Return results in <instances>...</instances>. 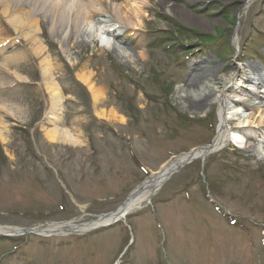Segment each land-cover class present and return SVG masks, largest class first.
Returning <instances> with one entry per match:
<instances>
[{"label": "rangeland", "instance_id": "1", "mask_svg": "<svg viewBox=\"0 0 264 264\" xmlns=\"http://www.w3.org/2000/svg\"><path fill=\"white\" fill-rule=\"evenodd\" d=\"M94 1L102 11L93 21L117 27L111 49L80 31H69L62 46L49 36L48 19L35 15L61 96L58 124L77 145L45 138L52 103L39 59L0 8V226L21 229L0 235V264H264V148L238 134L109 227L40 233L114 210L172 157L211 143L229 64L250 77L240 81L245 90H255L254 74L264 80V0L241 13L242 0H144L142 16L127 26L114 11L126 0ZM82 71L100 88L98 100L78 78ZM203 90L204 106L189 108L188 95ZM239 99L258 101L246 91ZM248 112L222 111L227 133Z\"/></svg>", "mask_w": 264, "mask_h": 264}, {"label": "bare ground", "instance_id": "2", "mask_svg": "<svg viewBox=\"0 0 264 264\" xmlns=\"http://www.w3.org/2000/svg\"><path fill=\"white\" fill-rule=\"evenodd\" d=\"M253 1L254 0H242L241 5L237 9L238 13H241L243 9L248 7ZM96 4L97 3H95L94 0H0L1 14L5 16L6 21L12 29L16 33L19 32L20 36L27 41L30 53L39 59V66L48 88L50 102L52 103L50 111V118H52L50 122L52 123V126L44 129V136L52 143L77 145L80 143V139L67 127L58 124V110L60 108L61 96L59 89L53 82V77L50 72V60L46 53L45 45L38 38L40 23L39 20L35 19V15L38 12L48 19V22H50L48 25L49 36L62 46L65 37L69 35V31H74L75 33L76 31H80L87 39H97L100 41L103 48L111 49L114 45V43L112 44L113 41L111 38L117 31V27L102 24V19H97L95 22L93 21V18L102 11ZM143 4L144 0H126L124 3L116 4L114 11L118 19L123 21V25L127 26V24L132 22L131 19L133 17L137 18L142 16ZM25 6H27V8H25ZM24 20H27L25 24L23 23L25 22ZM239 27V24L235 27L234 37H237ZM22 28L24 30H21ZM117 47H119V45ZM128 58H130L129 55ZM4 61L5 65H10L14 60L7 57L4 58ZM5 68L10 71L8 67ZM228 69L233 71L232 76L228 79L219 81L221 83L219 91L220 97L217 100L219 103V121L212 142L174 156L163 164L164 167L162 169L152 172L151 175L143 181L135 194L132 195L133 197L128 201L127 205L129 211H136L145 206L148 203V197L153 196V191L163 183V180L166 179L172 171H180L187 163H190L188 159H205L210 153L218 151L227 145L228 134L224 126L227 119L225 115L222 114V111L225 109L231 110L236 107H242L243 110L249 111L245 118L232 123L231 127L236 128L237 132L244 133L248 136L252 143L258 144L260 147L264 148V106L262 105V101H264V93L260 91V89L264 87V80L261 78L259 79L260 76L257 78L256 74H254L255 79H257L255 90H245L240 84V81L246 83L250 80V77L246 75L245 78H242L239 70L237 71V69L230 64ZM250 70L254 72L255 70L260 71L258 67L252 64H250ZM12 75L18 78L20 77V75L14 70H12ZM78 78L87 85L95 99L98 100L101 95V90L90 80V75L83 73L82 71L78 75ZM203 78V75L192 77L189 79L188 83L190 86H194L196 82H201ZM245 91L252 97L257 98L258 101L245 102L244 100L239 99V96ZM188 97L189 101L187 106L191 109L202 108L208 100V94L205 93L204 90L198 93H191ZM226 98L229 100L226 101ZM238 110L239 109L236 111ZM10 112L14 113L12 111ZM98 112L101 115H106L103 109ZM249 124L258 127V129L247 132L243 127ZM2 133V127L0 126V135H2ZM234 134L232 135L235 139L237 136ZM232 150L235 151V149ZM242 154L244 156H250V154L247 153V150ZM183 164L185 165L182 166ZM250 167L258 168L259 165H251ZM120 218L123 219L124 217L121 216ZM110 220H112V214L107 213L82 224H77L71 221L51 223L40 233L45 235L73 232L84 233ZM20 232L21 231L17 227L0 226V233L17 234Z\"/></svg>", "mask_w": 264, "mask_h": 264}, {"label": "water", "instance_id": "3", "mask_svg": "<svg viewBox=\"0 0 264 264\" xmlns=\"http://www.w3.org/2000/svg\"><path fill=\"white\" fill-rule=\"evenodd\" d=\"M169 176V175H168ZM167 176V177H168ZM166 177V178H167ZM140 188V186L139 187H137V188H135L130 194H129V196L127 197V199L115 210V211H112V212H110V214H112V221H110V222H108V223H106V224H104V225H102V227H108V226H110L112 223H113V221H115L116 220V218L119 216V215H124V214H126L127 212H128V201L131 199V197H133L132 195L133 194H135V192L138 190ZM24 230V232H26V231H29L30 229H23ZM30 231H33V230H30Z\"/></svg>", "mask_w": 264, "mask_h": 264}]
</instances>
